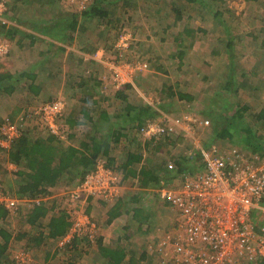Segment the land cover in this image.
Masks as SVG:
<instances>
[{"label": "rangeland", "instance_id": "obj_1", "mask_svg": "<svg viewBox=\"0 0 264 264\" xmlns=\"http://www.w3.org/2000/svg\"><path fill=\"white\" fill-rule=\"evenodd\" d=\"M94 1L89 4L92 5ZM113 1L116 0H104L103 6L112 12L120 8L116 14L120 19L118 24L108 25L101 19L96 18L88 21L87 28L90 27L94 30L105 29L106 31H102V34H107L106 43L109 42L108 39L110 40L111 37L115 40L118 35L114 47L121 35L127 34L125 36H131L129 45L133 50L130 52L129 57L134 62L142 60V63H147L149 67L146 68L147 71L145 70L146 79L141 81L142 76H139L136 83L139 84L140 81L141 83L145 81V89H150L152 92L153 104L155 106L156 104L160 105L158 98L161 99L163 104L160 105V110L162 106L167 107L169 105V108H171L169 113L172 119H168L167 123H165V120L160 121L154 118L157 122H148L141 130L146 140L162 138L165 141H161L163 145L165 144L162 148L164 156H155L157 165H160L158 168L161 171V179L157 183H153L154 185L161 184L160 191H156V195H160L162 198L163 189L168 190L175 185H179L185 173L193 176L200 171L203 164V153H210V151H213V147L224 151L225 158L230 162L241 159L238 157L241 156L244 157L243 162L261 167L260 169L264 170V124L258 117L260 111L264 110V0H196L192 1V3L188 2V0H130L127 2L128 5L125 4L124 6L123 3L126 0H117L115 2L117 5L112 6L110 4ZM60 4H68L67 6L69 7L61 6L62 9L68 8V11H79L80 16L81 12L89 6V4L82 5V0H61ZM174 4L181 9L180 17L182 20L179 22H176L178 14L173 10ZM3 22L7 23V20L4 19ZM187 28L195 32V38H186L183 46L178 48V42H176L175 37L178 33H183ZM230 33H232V37H230ZM182 50L185 51V55L180 60L178 54ZM107 61H110L108 57ZM215 61H218V64H214ZM144 65L146 66V64ZM98 69L101 71L100 68ZM102 69L108 72L106 66L102 67ZM107 78L110 81L109 73ZM169 86L173 89V93L182 92L194 96L193 101H181L175 95L176 99H172V96H169V91L166 92L164 90ZM53 93L38 97L41 99L32 97L33 100L29 101L26 113L22 115L25 119L22 129L23 134L27 132L28 123L33 122L31 120L36 119L42 123L37 111L42 105L58 100L57 97H53ZM174 100L175 102L173 103ZM135 103L138 104L140 102L136 101ZM141 103L146 105L144 100ZM108 104L105 103V105ZM111 106L117 108L114 105ZM206 106L208 109H206ZM245 107H248V110L243 112V116L239 118L238 113ZM23 111L18 113V115L22 114ZM214 114H216L217 118ZM63 116L57 122L58 127L56 126L55 128V134L50 130L51 127L49 128L48 124H43L47 126L51 135L56 136L60 143L65 144L67 134L61 123ZM163 121L164 123H162ZM149 123L160 124L165 129V132L156 136L145 134L144 129L148 127ZM228 124H232L234 127L237 126L235 128L236 135L232 139L227 138L211 142L212 136L215 137L219 128L222 129V126L228 128ZM37 126V124L32 123L28 127L33 133L37 130L42 132L43 130L41 129H46L45 127ZM85 134L87 132L83 136ZM250 134L254 138L253 144L258 147L253 148L251 146V148H248L246 140L251 138ZM75 136L80 141L77 134ZM79 136L82 137L81 134ZM6 140L7 136L0 132V165L4 169L8 166L11 171L19 170L21 167L13 163L8 164L6 161L9 145L5 143L6 147L2 146ZM172 154L173 159L168 160ZM99 158L111 165L109 158H105L103 153L99 154ZM111 166L120 174V167H117L116 164ZM7 172L10 173L8 170ZM0 181L3 186H7V192L12 196V193L8 191V184L11 182H7L10 180L5 176L4 178L0 176ZM131 181L132 179H126V183H131ZM54 185L55 183L43 186L46 192L44 191L38 195L42 197L41 206H35V203L31 202H21V211H31L43 205H48V207H45H50L53 211L57 210L58 212L61 209L66 214H72L73 218L80 209L86 211L91 198L87 202H85L87 199L84 201L83 198L73 200L70 193L74 188L65 192L63 191L66 187L65 185L64 188ZM129 187L132 188V186ZM17 189L18 186L15 185L14 189L10 190L16 192ZM60 196H62L61 200L65 199L64 202L60 203V201H57ZM154 198L155 200L151 201L156 204L153 207V212L158 218L157 226L155 227L156 232L158 231L164 236L166 233L174 231L177 213L169 203L163 208L159 204L160 198L158 196H154ZM52 201H56L55 204ZM158 209L160 212H158ZM89 216L93 219V223L97 225L96 218L92 217V215ZM254 218L258 224L263 223L264 198L261 205L254 210ZM97 228H99L98 225ZM136 234L137 236L132 241L138 247L135 250L136 254H134L135 258L138 259L143 247L141 242L143 239L148 238V234H142L140 231H137ZM121 237L125 245H127L125 236ZM98 238L99 233L97 231L96 239ZM83 239L90 242L87 237ZM132 241H129V243L131 244ZM158 241L154 246L158 244ZM33 244L35 245L34 242ZM33 244L23 243L22 245L30 252L33 260L32 264L41 263L44 261L42 259L46 257L42 258L40 256L41 258H39L33 249ZM50 246L49 244L47 249ZM96 248L97 245L94 242L85 248L83 247L81 252L83 260L80 261V264H101L95 261L96 256H92L96 253ZM19 250H13L11 257H9L7 251L5 259L0 264H15V255ZM131 250L134 251V248ZM68 252L67 250L59 251L56 255V261L64 264L79 256L78 253ZM147 252L149 255L146 256V259L141 262L136 260L135 264H160V255L158 257L154 254L153 249Z\"/></svg>", "mask_w": 264, "mask_h": 264}, {"label": "crops", "instance_id": "obj_2", "mask_svg": "<svg viewBox=\"0 0 264 264\" xmlns=\"http://www.w3.org/2000/svg\"><path fill=\"white\" fill-rule=\"evenodd\" d=\"M60 1L0 0V3L5 6L0 17V23L5 24V27H0V42L9 45L7 53L0 55V126L5 125L7 119L11 122L16 121L23 113H26L29 101L33 100L32 97L41 99L38 97L51 95L54 92L53 97L66 103L64 112L66 115L64 114L61 123L66 131L67 139L66 143L62 144L55 137L57 159H60L57 154L59 151L67 154L76 149L80 154H88L90 149L84 145L92 147L97 145V150L103 153L105 158H109L111 165L116 164L117 167H120L121 175H119L123 179L119 188L121 190L120 198H114L108 202L91 198L86 212L96 218L99 237L103 238L104 243L107 244L125 236L127 245L123 240L122 244L126 256L122 264H135L136 260L144 261L149 255L147 251L150 248H155L154 244L164 237L158 231L156 232L158 218L153 212L155 202L151 200H155L154 196H158L159 204L163 208L168 205L166 199L164 201L160 195H156V191H160L161 184H153L161 179V171L158 168L160 165H157L155 156H164L162 148L165 144L163 145L161 142L162 138L146 140L141 130L148 122H157L154 118L160 121L165 120L167 123V120L171 118L169 113L171 108L169 105L162 106L160 110L159 107L163 104L160 98H158L160 105L153 104L152 92L150 89H145V81L141 83L143 79H146L147 69L143 71L144 73L142 72V80H139V84L136 83L137 79H134L133 83L117 88L112 79L109 81L108 72H105L102 67L107 62L130 61L129 54L133 49L130 48L129 51L120 55L114 47L117 37L115 40L111 37L110 40L108 39L110 43H106L107 34H102V31H106L105 29H95L97 30L95 31L93 28H87L88 20L84 21L79 11L62 9L61 6H67L69 3L61 5ZM4 19L7 20V23L3 22ZM76 19L79 22L73 29L70 22ZM230 34L232 37V33ZM107 57L110 61H107ZM138 62L142 63L143 61ZM144 64H146V68H149L147 63ZM214 64H218V61H215ZM173 97L172 99H176ZM142 99L146 105L141 103ZM47 101L49 102V100ZM136 101L140 103L136 104ZM105 103L109 104L105 105ZM111 105L117 108H113ZM21 111H23L22 114L18 115ZM192 118L194 117L192 116ZM31 121L33 122L28 123L26 127V133L29 134L31 141L47 140L51 136L54 137L45 124L36 119ZM32 123L46 129L40 128L43 130L42 132L37 130L33 133L28 127ZM85 132L87 134L83 136ZM75 134L80 141L76 139ZM80 134L82 137L79 136ZM12 145L6 154L8 164L12 163L10 160ZM1 154L3 155L2 152ZM170 159H173V154L168 158V160ZM79 162L80 159H78V163H69L71 166L65 168L60 176L54 178L53 183L61 188H64L65 185L64 190L61 189L65 192L68 189H73L83 178L79 172ZM22 165L23 167L16 171H11L8 166L4 169L0 165V176L2 178L5 176L10 180L7 183L11 182L8 184V191L12 193V196L17 198L36 197L38 195L18 196L20 187L28 182V176L34 174V170L28 166V160ZM65 165L67 166L66 162ZM75 176L77 178L72 180ZM146 176L150 180L146 186H141L143 185L141 182ZM126 179H132L131 183H126ZM15 185L18 186V189L13 192L10 189H14ZM61 198L62 196L57 199L60 203L65 200H61ZM161 200L163 201L161 202ZM52 202L55 204L56 201ZM45 206L48 207V205L42 207ZM60 210L59 212L52 210L50 215L40 218L36 223L32 218L34 210L26 212L22 210L17 214H12L7 210L4 213L0 212V230L11 237L8 250L3 253L1 249L4 240L0 235V262L5 259L7 251L11 257L13 250H28L22 245L23 243L33 244L34 242L33 249L39 258L46 257L49 250L47 246L53 244L52 240L51 243L47 241L50 225L53 219L64 213L63 210ZM135 211L140 212L136 214ZM158 212H160L159 209ZM137 231L148 234V238L141 242L143 247L138 259L134 255L138 247L132 241L137 236ZM124 233L126 234L122 235ZM40 237H43L45 241L37 248V239ZM129 241L132 243L130 244ZM131 247L134 248V251L131 250ZM54 251L52 249L51 253ZM1 256L4 258L1 259ZM92 256H96L95 261L105 264V260L101 255H98L97 251ZM82 257L83 255H79L71 261L80 264V261L83 260ZM42 260L44 261L35 264H46V259Z\"/></svg>", "mask_w": 264, "mask_h": 264}, {"label": "built area", "instance_id": "obj_3", "mask_svg": "<svg viewBox=\"0 0 264 264\" xmlns=\"http://www.w3.org/2000/svg\"><path fill=\"white\" fill-rule=\"evenodd\" d=\"M93 0H82L87 5ZM5 10L0 3V17ZM121 35L115 49L123 55L129 50L131 36ZM8 45L0 42V55L6 54ZM117 88L133 83L146 66L141 62L121 60L105 64ZM66 103L61 99L39 107L37 114L42 123L48 124L55 134L58 120L63 116ZM23 116L16 121L6 120L0 132L7 136L2 145H12L22 136ZM58 127V126H57ZM165 129L158 123L148 124L144 133L160 135ZM210 153H203L201 170L193 176L185 173L179 185L161 195L177 213L174 231L166 233L158 241L154 254L161 256L160 264H259L264 262V221L258 224L254 210L264 198V170L243 162L244 157L230 162L224 151L213 147ZM184 178V179H183ZM122 177L110 167L107 161L97 159L95 167L89 170L74 187L72 199L89 198L111 201L120 198ZM166 188V187H164ZM21 202L41 206L42 197L16 198L8 194L0 182V207L7 211H21ZM97 226L82 209L73 218V226L58 245L67 247L76 237L95 234ZM28 250H19L15 264H32Z\"/></svg>", "mask_w": 264, "mask_h": 264}, {"label": "trees", "instance_id": "obj_4", "mask_svg": "<svg viewBox=\"0 0 264 264\" xmlns=\"http://www.w3.org/2000/svg\"><path fill=\"white\" fill-rule=\"evenodd\" d=\"M128 1L126 0L123 3V6L125 4L128 5ZM192 1L196 0H188V2L192 3ZM116 1H113L112 6H116L117 3ZM104 0H95L92 5L89 4V6L86 8L85 11L81 13V16L83 17V20H95L96 18L101 19L102 21L106 22L108 25H115L118 24L120 19L118 18V15L116 14L119 12V9H116L114 12L111 10L109 11L108 8L105 9L104 6ZM88 5V4H87ZM173 10L178 14L176 16V22L181 21V9L180 7H176V5H173ZM107 11V12H106ZM106 12V13H105ZM78 19L74 20L73 22L71 21L70 24L72 25L73 29L74 26L77 25ZM177 24V23H176ZM0 27H5V24L0 23ZM118 30V29H117ZM120 32V30H119ZM194 31L190 29H185L183 33H178L177 36L175 37L178 48H181L183 44L185 43L186 38L191 37L195 38ZM118 37V36H117ZM194 42V41H193ZM192 42V45H193ZM131 50L133 49L130 47ZM129 48V49H130ZM185 55V51H181L180 54H178V57L180 60L183 59ZM133 59H130L132 61ZM140 75H137L135 79H137L139 76H142V73H139ZM166 92L169 91L170 97L176 96L179 98V100H187L189 102L193 101L194 96L188 94V93H182V92H177L173 93V89L170 88V86L164 89ZM206 109L207 106H206ZM248 107L244 108L238 113L239 118L243 116V112L247 111ZM216 116V114H214ZM259 119L263 121L264 124V110H262L259 115ZM217 118V116H216ZM222 129L219 128V131L217 134H215V137L212 136L211 142L215 140H224L227 138L232 139L236 135V129L237 126H233L232 124H228V128L226 127H221ZM250 133V132H249ZM252 133V131H251ZM251 138L247 139L248 143V148H251V146H255L253 144V137L252 134ZM56 136H51L49 139L45 140H36V141H31L29 138L28 133H24L22 137H20L18 140H16L13 145L12 149L10 151V157L11 161L13 164H15L18 167H23L22 163H25L26 160H28V166H30L34 170V174L28 176V182L26 185H23L20 187L18 191V196H27V195H39L44 192V187L45 185H53V179L60 176L62 174L63 170L65 168H69L71 166V162L78 163V159H80L79 162V169L82 177L92 168L95 167V163L97 161V158L99 157L100 151L97 150V145L94 147L92 146H87L84 145L88 149L89 147V153L88 154H80L79 152L75 150L69 151L67 154H63L64 152L59 151L57 152L58 156L60 159H57L56 156V143L57 140L55 138ZM80 155V157H79ZM31 156H33L31 158ZM89 158V160H88ZM67 159V160H66ZM66 160V161H65ZM65 162L67 163V166L65 165ZM72 163V164H73ZM69 164V165H68ZM110 167H112L110 165ZM114 168V167H112ZM115 169V168H114ZM77 177H73L72 180H75ZM127 178V177H126ZM149 177L146 176L144 177L141 184V186H146V184L149 181ZM1 182V181H0ZM46 183V184H45ZM4 189L7 191V188L3 186ZM22 188V189H21ZM6 211L4 208H0V212L4 213ZM52 209L41 207V208H35L34 213H33V221L36 223L40 218H43L45 216H48L51 214ZM86 212V211H85ZM140 211H135L136 214H138ZM88 214V212H86ZM89 215V214H88ZM92 219V218H91ZM93 220V219H92ZM94 222V221H93ZM73 226V216L72 214H66L62 213L59 217L55 218L52 220L51 225H50V234L48 236V240L53 241V244L50 246L49 250L46 253V264H63L60 262L56 261V255L59 253L61 250H67L69 251L68 253H75L81 255L83 247L85 248L86 246H89L91 243H95L97 245V252L98 255H101L102 259H104L105 264H122L123 260L125 259V253H124V247L122 245V240L123 238L120 237V239L116 241H111L109 244L104 243L103 238L99 237L96 239L97 231L98 228L96 229L95 234L91 237V235L83 236V237H76L71 244H69L67 247H60L58 245V242L60 241L61 238L65 237L67 233L71 230ZM0 235L4 240V245L2 246L3 248L1 249L3 253L8 250V244L11 240V237L9 234L4 232L3 230H0ZM84 237H87V239L90 240L88 242L87 240L83 239ZM37 245L39 248L41 244L45 241L43 237H40V239H37ZM87 242V244H86ZM55 249L53 253H51V250ZM69 249V250H68ZM4 257L1 256V259ZM54 259V260H53ZM64 264H77L76 262L73 261H67ZM259 264H264L263 262Z\"/></svg>", "mask_w": 264, "mask_h": 264}]
</instances>
